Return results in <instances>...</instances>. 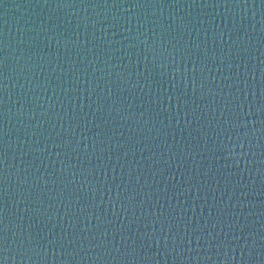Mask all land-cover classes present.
<instances>
[{
	"label": "water",
	"instance_id": "water-1",
	"mask_svg": "<svg viewBox=\"0 0 264 264\" xmlns=\"http://www.w3.org/2000/svg\"><path fill=\"white\" fill-rule=\"evenodd\" d=\"M0 72L3 264H264L260 0H0Z\"/></svg>",
	"mask_w": 264,
	"mask_h": 264
},
{
	"label": "snow or ice",
	"instance_id": "snow-or-ice-1",
	"mask_svg": "<svg viewBox=\"0 0 264 264\" xmlns=\"http://www.w3.org/2000/svg\"><path fill=\"white\" fill-rule=\"evenodd\" d=\"M261 2V5L264 6V0H260ZM163 35V34H161ZM147 70V67L146 69ZM0 75H2V72H0ZM236 86L237 88L239 87L238 85H234ZM234 103V101H230V104ZM238 110V111H237ZM231 115L229 117V120L228 121H225V128H232L233 130H235V126H234V123H233V118L235 120V124L238 125L239 123V120H240V113L243 112V105L242 104H235V107L234 108H230L229 109ZM3 113L0 112V116H2ZM249 115H252V113H249ZM247 119V118H245ZM260 124H261V127L262 129H264V102L261 103V106H260ZM246 127V124L244 125ZM79 149V144H77L75 146V149L74 150H78ZM4 153L2 151H0V165H2L5 161L3 159L4 157ZM111 191V189H109V192ZM3 195H4V189L2 187H0V200H2L3 198ZM28 211H30V209H28ZM4 212H3V209L0 208V252H4L6 250V245H7V232H8V229L5 228L4 226ZM183 238H181V241H182ZM246 239V238H245ZM199 240V238H198ZM173 242L175 243V239H173ZM29 250L36 253L37 255L39 254L37 252V249L35 248H31V240H29ZM261 244H264V237L261 238ZM0 264H3V260H0Z\"/></svg>",
	"mask_w": 264,
	"mask_h": 264
}]
</instances>
